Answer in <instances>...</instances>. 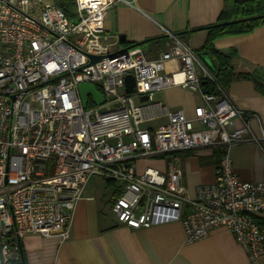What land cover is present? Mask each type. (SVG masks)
Segmentation results:
<instances>
[{"label":"built area","instance_id":"obj_1","mask_svg":"<svg viewBox=\"0 0 264 264\" xmlns=\"http://www.w3.org/2000/svg\"><path fill=\"white\" fill-rule=\"evenodd\" d=\"M118 2L130 0H74L68 17L53 0H0V264H21L19 241L28 234L66 240L92 176L121 183L111 199L118 223L139 229L180 222L186 242L224 227L254 262L264 255V223L257 219L264 180L242 181L229 150L259 141L249 127V118L259 117L240 110L216 73L174 33L164 30L172 45L154 58L139 46L111 51L104 18ZM90 55L106 57L91 63ZM174 61L179 68L163 74ZM128 74L135 81L130 94ZM80 83L93 84L104 102L88 96L84 107ZM167 86L198 92L203 104L193 118L167 110L165 123L143 128L133 95L149 101ZM236 119L241 126L234 127ZM197 148H217L220 158L214 182L197 186L195 197L187 195L173 158L165 171L137 165Z\"/></svg>","mask_w":264,"mask_h":264},{"label":"crops","instance_id":"obj_2","mask_svg":"<svg viewBox=\"0 0 264 264\" xmlns=\"http://www.w3.org/2000/svg\"><path fill=\"white\" fill-rule=\"evenodd\" d=\"M223 3L224 0L118 2L106 11L104 34L108 43H114L115 50L138 44L147 58L156 57L172 45L164 30L178 35L198 51L207 38L206 27L217 22ZM121 35L124 40H120ZM213 47L219 52L235 51L232 66L236 72L257 70L264 75V24L242 34L216 38ZM178 68L179 64L174 61L166 64L162 73L169 74ZM227 92L240 110L256 115L260 120L249 118L250 131L259 141H244L230 148L233 172L242 181L260 182L264 180V93L247 79L234 80ZM202 104L198 92L167 86L154 91L151 99L140 105L141 126L155 129L161 125H152L158 118L167 121V110H181L188 118H193L195 106ZM239 126L236 119L234 127ZM170 158L180 167L187 195L195 197L197 186L214 182L220 151L217 148L177 151L162 157L138 159L137 165L139 169L152 166L165 171ZM120 190V182L90 177L84 196L73 210L69 237L61 240L55 235L24 236L20 240V263L264 264V255L254 262L249 261L243 248L224 227L214 228L205 237L186 242L180 222L139 229L118 223L111 211V199ZM186 209L184 204L182 211ZM257 219L264 223V212Z\"/></svg>","mask_w":264,"mask_h":264},{"label":"trees","instance_id":"obj_3","mask_svg":"<svg viewBox=\"0 0 264 264\" xmlns=\"http://www.w3.org/2000/svg\"><path fill=\"white\" fill-rule=\"evenodd\" d=\"M53 1L64 10L68 17H73L74 0ZM262 1L264 0H224L217 22L206 27L207 38L202 48L196 52L202 61V56L211 60L213 65L211 70L216 73L217 80L225 88L234 80L247 79L253 81L256 88L264 93V75L257 70L236 72L232 66L235 51L219 52L213 47V41L216 38L242 34L258 25L264 24V8H262L264 6H262ZM137 45L133 44L131 46ZM203 63L206 64L204 61Z\"/></svg>","mask_w":264,"mask_h":264},{"label":"water","instance_id":"obj_4","mask_svg":"<svg viewBox=\"0 0 264 264\" xmlns=\"http://www.w3.org/2000/svg\"><path fill=\"white\" fill-rule=\"evenodd\" d=\"M124 36H120V40H124ZM106 55H100V56H94L90 55L89 58L91 60V63H94L100 59L105 58ZM203 61L209 66L210 69H213L212 62L209 58L202 56ZM124 85H125V91L126 93H134L135 91V81L132 75L128 74L124 78ZM78 92L79 96L82 102V105L85 107L88 96L91 97L92 101L96 105H100L104 102V95L96 89V87L91 83H80L78 85ZM140 101H147L148 97L147 95L140 96ZM20 243V241H19ZM20 253H21V245H20Z\"/></svg>","mask_w":264,"mask_h":264},{"label":"rangeland","instance_id":"obj_5","mask_svg":"<svg viewBox=\"0 0 264 264\" xmlns=\"http://www.w3.org/2000/svg\"><path fill=\"white\" fill-rule=\"evenodd\" d=\"M44 1L49 2V1H52V0H44ZM110 50H111V51H114V50H115V46L112 47ZM119 93H121V89H119ZM152 95H153V93H152ZM133 101H134V103H135L136 105H142V104L145 103V102H143V101H140L139 96H137V95H133ZM165 121H166V120H165L164 118L160 117V118L157 119L156 122H153L152 125H156V124L159 125V124L165 123ZM157 125H156V126H157ZM143 126H144V127H147V124H144ZM156 126H155V127H156ZM153 127H154V126H153Z\"/></svg>","mask_w":264,"mask_h":264}]
</instances>
